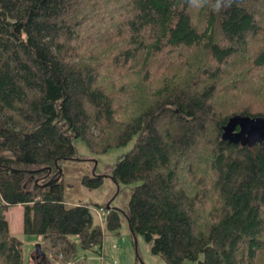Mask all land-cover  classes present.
<instances>
[{
	"label": "trees",
	"instance_id": "1",
	"mask_svg": "<svg viewBox=\"0 0 264 264\" xmlns=\"http://www.w3.org/2000/svg\"><path fill=\"white\" fill-rule=\"evenodd\" d=\"M263 29L264 0H0V264H24L14 204L66 258L71 235L102 247L92 206L64 201L78 138L97 152L133 142L110 169L128 208L95 203L108 229L124 213L167 264H264V145L222 137L234 114L264 115Z\"/></svg>",
	"mask_w": 264,
	"mask_h": 264
},
{
	"label": "rangeland",
	"instance_id": "2",
	"mask_svg": "<svg viewBox=\"0 0 264 264\" xmlns=\"http://www.w3.org/2000/svg\"><path fill=\"white\" fill-rule=\"evenodd\" d=\"M90 2L81 4L80 8L87 9ZM88 30H84V37L94 36L95 31L91 25ZM91 29V30H89ZM264 33V29H263ZM262 36L260 37V39ZM257 47V43L252 44ZM140 67L130 69L137 72ZM178 68V67H177ZM260 69H256L252 73H260ZM138 81V80H136ZM77 156L72 159H65L61 162L64 180V201L67 205L77 203H87L91 205L93 211L94 223L102 226L104 237L102 247L99 251L95 249L86 250L83 248L78 238L70 236L77 242L76 257L70 255L67 259L73 260L72 264L78 263V260H85L87 264H167L161 255L152 251L151 245L146 242L141 234H137L134 238L128 220L124 213L121 214V225L117 230H110L105 225V209H99L95 203L106 206L111 204L118 207L122 211L128 208L131 197V186L121 183L118 185L110 176V169L117 159L129 151L133 145L112 148L106 152H97L90 149L82 139H76ZM94 173L103 174V183L95 188H90L83 183L84 175H93ZM9 226L11 232L20 237L23 241V260L24 264H38L41 257L36 255V245L40 246L46 252V258L42 259V264H57L59 252L57 248L49 249L50 240L41 234L25 233L23 230V207L20 204L9 206L7 210ZM103 216L104 219L101 218ZM35 256V258H33ZM49 256L52 262H47ZM37 259V261H35ZM60 264V261L58 262ZM184 264H197L196 261L187 260Z\"/></svg>",
	"mask_w": 264,
	"mask_h": 264
},
{
	"label": "water",
	"instance_id": "3",
	"mask_svg": "<svg viewBox=\"0 0 264 264\" xmlns=\"http://www.w3.org/2000/svg\"><path fill=\"white\" fill-rule=\"evenodd\" d=\"M222 137L229 142L242 145L253 146L256 143L264 145V115L234 114L223 126ZM36 255L41 257L38 264H42L46 252L42 250L40 244L36 246Z\"/></svg>",
	"mask_w": 264,
	"mask_h": 264
},
{
	"label": "clouds",
	"instance_id": "4",
	"mask_svg": "<svg viewBox=\"0 0 264 264\" xmlns=\"http://www.w3.org/2000/svg\"><path fill=\"white\" fill-rule=\"evenodd\" d=\"M188 2L190 5L197 8L211 6L215 11L220 12L231 7L234 0H188Z\"/></svg>",
	"mask_w": 264,
	"mask_h": 264
},
{
	"label": "bare ground",
	"instance_id": "5",
	"mask_svg": "<svg viewBox=\"0 0 264 264\" xmlns=\"http://www.w3.org/2000/svg\"><path fill=\"white\" fill-rule=\"evenodd\" d=\"M99 209H101V208H99ZM100 216H101V215H100ZM101 218L104 219L103 216H101ZM37 244H40V243H37ZM36 246H37V245H36ZM58 257H59V259L56 260V263H57V264H59V263H58L59 261H60V264H66V263H68V262H72V261H73V260H69V259H67V258L65 257V255H64L63 252H59Z\"/></svg>",
	"mask_w": 264,
	"mask_h": 264
},
{
	"label": "built area",
	"instance_id": "6",
	"mask_svg": "<svg viewBox=\"0 0 264 264\" xmlns=\"http://www.w3.org/2000/svg\"><path fill=\"white\" fill-rule=\"evenodd\" d=\"M66 264H72V262H68V263H66Z\"/></svg>",
	"mask_w": 264,
	"mask_h": 264
}]
</instances>
